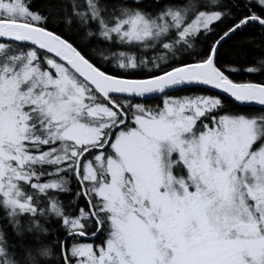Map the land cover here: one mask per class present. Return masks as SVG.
Returning <instances> with one entry per match:
<instances>
[{
  "label": "snow or ice",
  "instance_id": "obj_1",
  "mask_svg": "<svg viewBox=\"0 0 264 264\" xmlns=\"http://www.w3.org/2000/svg\"><path fill=\"white\" fill-rule=\"evenodd\" d=\"M0 264H264V0H0Z\"/></svg>",
  "mask_w": 264,
  "mask_h": 264
},
{
  "label": "trees",
  "instance_id": "obj_2",
  "mask_svg": "<svg viewBox=\"0 0 264 264\" xmlns=\"http://www.w3.org/2000/svg\"><path fill=\"white\" fill-rule=\"evenodd\" d=\"M45 0H35L36 5H42ZM225 58L228 60H236L239 64L247 63L253 61L255 58H260L262 53L256 48H252L244 43L241 38H234L225 45L222 50ZM244 78H247L246 76ZM259 79V77H257Z\"/></svg>",
  "mask_w": 264,
  "mask_h": 264
},
{
  "label": "rangeland",
  "instance_id": "obj_3",
  "mask_svg": "<svg viewBox=\"0 0 264 264\" xmlns=\"http://www.w3.org/2000/svg\"><path fill=\"white\" fill-rule=\"evenodd\" d=\"M156 102H153L151 105L154 106Z\"/></svg>",
  "mask_w": 264,
  "mask_h": 264
},
{
  "label": "flooded vegetation",
  "instance_id": "obj_4",
  "mask_svg": "<svg viewBox=\"0 0 264 264\" xmlns=\"http://www.w3.org/2000/svg\"><path fill=\"white\" fill-rule=\"evenodd\" d=\"M153 102H155V101H150L149 103L152 104Z\"/></svg>",
  "mask_w": 264,
  "mask_h": 264
}]
</instances>
